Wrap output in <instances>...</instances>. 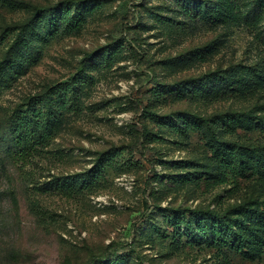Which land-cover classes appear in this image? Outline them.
Listing matches in <instances>:
<instances>
[{
  "label": "rangeland",
  "instance_id": "rangeland-1",
  "mask_svg": "<svg viewBox=\"0 0 264 264\" xmlns=\"http://www.w3.org/2000/svg\"><path fill=\"white\" fill-rule=\"evenodd\" d=\"M13 1L26 6L0 0V62L23 34L9 28L68 0ZM42 21L0 83V264H264L260 239L248 257L189 212L264 210V0H103L79 29ZM85 64L77 101L20 162L9 115ZM235 112L255 119L183 115ZM216 140L248 148L246 166L224 164ZM242 217L264 236V219Z\"/></svg>",
  "mask_w": 264,
  "mask_h": 264
},
{
  "label": "trees",
  "instance_id": "trees-1",
  "mask_svg": "<svg viewBox=\"0 0 264 264\" xmlns=\"http://www.w3.org/2000/svg\"><path fill=\"white\" fill-rule=\"evenodd\" d=\"M4 2L10 5H25L23 2H15L13 0H4ZM102 2L103 0H68L66 2H62L61 5L49 9L34 8L32 11V17L28 23L24 26L9 28L11 31H17L21 28L20 30L23 34H20L17 37L16 42L11 47L7 56L2 58L0 62V83H7L8 79L13 75V70L18 62V54L22 48L26 45L27 47L32 48L34 38L41 35L38 34L36 28L41 26V23L43 22L42 20H47V27H49V29H54L55 33L59 30V26L57 28L59 21L60 23H66L67 29L76 30L79 29L81 24L84 22L87 13L97 9L101 6ZM74 9L75 12L71 14V11ZM207 13L208 12L205 11V15ZM217 17L219 16L216 15V18L212 17L211 19L216 20ZM28 30L29 33L27 32ZM106 52L108 55L114 53L111 48H107ZM87 59H91L90 61H97L94 55L89 56ZM85 68L86 64L82 69H80L79 73L69 78L68 81L48 88L40 94L29 98L26 102L15 108L9 115L10 135L16 149V155L20 162H27L34 152L37 151V147L45 142L53 125L60 118L61 107H66L68 104L67 101H72L71 103H73V101H77L78 85L87 75ZM217 75V73L211 75L206 74L203 76L202 80H209ZM219 76L220 75H218V77ZM183 115L193 122L209 126L210 128L212 127V124H215V122L220 119L224 120L231 118L233 120L238 119L239 121H244L245 119H255V116H253L250 112H235L226 115H216L210 118L199 117L189 113H184ZM216 143L218 144L216 155L221 159L223 158L222 161L224 164H228V162L224 160V157H226L227 153H230V155L236 159L237 166H246L244 155L246 151H249L248 148H245L236 142L216 140ZM106 159L103 157L99 158L94 170L96 173L100 172L104 167ZM258 163L264 167L263 159L259 158ZM90 173L91 172L87 173L86 176H91ZM174 211L182 213L181 210ZM189 212L198 216L201 215L203 220L212 222L214 232L218 237L222 238L224 233L236 235L237 242L242 243V247H246L247 250L245 253L248 257L253 256L250 243L254 237L260 239V242L264 244V236L261 234V231H259L260 234L259 232L257 233V230L251 228V224L245 222L242 217L245 213H250L253 216L259 215L260 218L264 219V210L250 208L248 204H242L235 207L233 211L227 215L207 210H189ZM184 222L188 225V227H190L189 222ZM197 224V228L199 230H206L207 227L204 221L199 219ZM233 245L235 246L234 242ZM236 249L240 250L241 247Z\"/></svg>",
  "mask_w": 264,
  "mask_h": 264
}]
</instances>
